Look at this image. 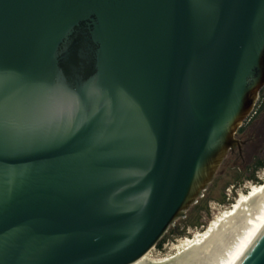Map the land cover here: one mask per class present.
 Masks as SVG:
<instances>
[{
  "label": "water",
  "instance_id": "1",
  "mask_svg": "<svg viewBox=\"0 0 264 264\" xmlns=\"http://www.w3.org/2000/svg\"><path fill=\"white\" fill-rule=\"evenodd\" d=\"M262 91L264 0H0V264H137Z\"/></svg>",
  "mask_w": 264,
  "mask_h": 264
},
{
  "label": "rangeland",
  "instance_id": "2",
  "mask_svg": "<svg viewBox=\"0 0 264 264\" xmlns=\"http://www.w3.org/2000/svg\"><path fill=\"white\" fill-rule=\"evenodd\" d=\"M262 92L254 113L243 125V132L237 136L241 141H247V145L242 146L241 156L237 149L235 154H229L205 196L199 200L200 204L193 206L187 216L176 223L175 228L171 229L175 233L169 231L161 248L154 249L146 257L161 260L175 254L172 251L174 244L204 231L209 222L229 209L241 194L248 193L254 185H260L249 180V177L255 163L259 160L264 162V91ZM255 175L262 184L264 168L259 169Z\"/></svg>",
  "mask_w": 264,
  "mask_h": 264
},
{
  "label": "bare ground",
  "instance_id": "3",
  "mask_svg": "<svg viewBox=\"0 0 264 264\" xmlns=\"http://www.w3.org/2000/svg\"><path fill=\"white\" fill-rule=\"evenodd\" d=\"M263 217L264 182L241 194L204 231L174 244L175 254L161 260L145 256L137 264H231Z\"/></svg>",
  "mask_w": 264,
  "mask_h": 264
},
{
  "label": "trees",
  "instance_id": "4",
  "mask_svg": "<svg viewBox=\"0 0 264 264\" xmlns=\"http://www.w3.org/2000/svg\"><path fill=\"white\" fill-rule=\"evenodd\" d=\"M262 93H263V92H262ZM242 132H243V128H241V129L239 130L238 133H242ZM262 168H264V162H262V161H260V160L257 161V162L255 163L253 173H252L251 176L249 177V180H251V181H253V182L257 183V184H261V182H259V181L257 180L255 174H256V172H257L259 169H262ZM198 204H200V203H198ZM196 206H198V205H196ZM205 208H206V207H205ZM171 232L175 233L174 229L171 230ZM166 240H167V235H166V236L164 237V239H162V241L158 244L157 248H161V247L163 246V244L165 243Z\"/></svg>",
  "mask_w": 264,
  "mask_h": 264
},
{
  "label": "flooded vegetation",
  "instance_id": "5",
  "mask_svg": "<svg viewBox=\"0 0 264 264\" xmlns=\"http://www.w3.org/2000/svg\"><path fill=\"white\" fill-rule=\"evenodd\" d=\"M244 142V141H243ZM247 145V141L244 142V144L242 146H246ZM238 150V149H237ZM239 152V150H238ZM240 153V152H239ZM231 154H235V152L231 153ZM240 156H241V153H240Z\"/></svg>",
  "mask_w": 264,
  "mask_h": 264
}]
</instances>
